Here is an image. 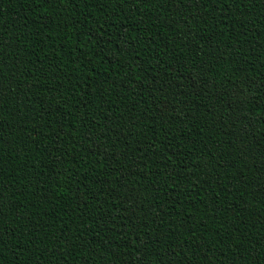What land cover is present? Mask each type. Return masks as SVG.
<instances>
[{
	"label": "trees",
	"instance_id": "1",
	"mask_svg": "<svg viewBox=\"0 0 264 264\" xmlns=\"http://www.w3.org/2000/svg\"><path fill=\"white\" fill-rule=\"evenodd\" d=\"M0 264H264V0H0Z\"/></svg>",
	"mask_w": 264,
	"mask_h": 264
}]
</instances>
